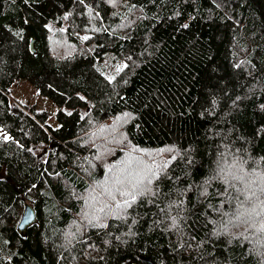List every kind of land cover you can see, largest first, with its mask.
I'll return each instance as SVG.
<instances>
[{"label":"trees","instance_id":"16d2710c","mask_svg":"<svg viewBox=\"0 0 264 264\" xmlns=\"http://www.w3.org/2000/svg\"><path fill=\"white\" fill-rule=\"evenodd\" d=\"M0 127V264H264V0H0Z\"/></svg>","mask_w":264,"mask_h":264},{"label":"rangeland","instance_id":"374dc122","mask_svg":"<svg viewBox=\"0 0 264 264\" xmlns=\"http://www.w3.org/2000/svg\"><path fill=\"white\" fill-rule=\"evenodd\" d=\"M14 96L16 99L20 100L22 103L36 104L37 109H44L47 111L55 112L56 105L55 103L43 96H41L37 91L34 85H32L28 80L22 79L20 85L16 89ZM8 133L0 127V136H7ZM133 163L131 157L129 158V164ZM132 167V165L130 166ZM248 213H245V217ZM252 218V216L250 215Z\"/></svg>","mask_w":264,"mask_h":264},{"label":"water","instance_id":"95a60500","mask_svg":"<svg viewBox=\"0 0 264 264\" xmlns=\"http://www.w3.org/2000/svg\"><path fill=\"white\" fill-rule=\"evenodd\" d=\"M30 48L35 51L34 38L31 39ZM37 221L36 210L31 202L25 203V209L22 213L21 220L18 224V230L22 234H26L28 227ZM130 264V263H128Z\"/></svg>","mask_w":264,"mask_h":264},{"label":"bare ground","instance_id":"6f19581e","mask_svg":"<svg viewBox=\"0 0 264 264\" xmlns=\"http://www.w3.org/2000/svg\"><path fill=\"white\" fill-rule=\"evenodd\" d=\"M231 22L232 21H230V24H231ZM227 25V24H226ZM229 25V24H228ZM232 31V30H231ZM234 31H236V30H234ZM228 32V31H227ZM233 32V31H232ZM231 33V32H230ZM234 33V32H233ZM16 34V33H15ZM226 34V33H225ZM235 35V34H234ZM19 38H21V36L19 37ZM47 40V39H46ZM54 40V39H53ZM229 41V40H228ZM233 41V40H232ZM48 42H51V40L49 41L48 40ZM48 42H46V43H48ZM53 42V41H52ZM234 42V41H233ZM229 43H230V41H229ZM230 44H232V42L230 43ZM44 45H45V43H44ZM50 45V44H49ZM236 45V44H235ZM42 46H43V44H42ZM56 47V46H55ZM47 48V47H46ZM50 48V47H49ZM230 48V47H229ZM48 49V48H47ZM54 49H56V48H54ZM49 51V50H48ZM49 54V53H48ZM9 73H11V72H9ZM14 73V72H13ZM10 75V74H9ZM6 80V79H5ZM35 130V129H34ZM39 132V131H38ZM43 137H44V135H43ZM31 138V137H30ZM39 140H40V138H39ZM174 148H176V147H174ZM178 150V149H177ZM60 152V151H59ZM96 152V151H95ZM178 153V152H177ZM176 152H175V154H177ZM180 153V152H179ZM58 154H60V153H58ZM56 156H57V154H55ZM179 155V154H178ZM79 157V156H78ZM175 157V156H174ZM34 158V157H33ZM64 158V157H63ZM93 158V157H92ZM173 158V157H172ZM58 159V158H57ZM65 159V158H64ZM63 159V160H64ZM92 160V159H91ZM33 162V161H32ZM92 162H95V161H92ZM38 163V162H37ZM31 165V164H30ZM37 165H39V164H37ZM92 167V166H91ZM95 168V167H94ZM49 170V169H48ZM93 172V171H92ZM158 172V171H157ZM45 174H47V173H45ZM42 175V174H41ZM49 176V175H48ZM55 176V175H54ZM164 176V175H163ZM260 176H261V174H260ZM156 177V176H155ZM43 178V177H42ZM47 178H49V177H47ZM53 178V177H52ZM51 178V179H52ZM145 179H147V178H145ZM152 179V178H151ZM47 180V179H46ZM106 180V179H105ZM144 180V179H143ZM262 180H264V179H262ZM43 181H45L44 180V178H43ZM146 181H148V183H149V180L147 179ZM151 182V181H150ZM261 182H263V181H261ZM28 191V190H27ZM26 200V199H25ZM16 201V200H15ZM20 201V200H19ZM17 204V203H16ZM13 209V208H12ZM10 223V222H9Z\"/></svg>","mask_w":264,"mask_h":264},{"label":"snow or ice","instance_id":"6c2138e0","mask_svg":"<svg viewBox=\"0 0 264 264\" xmlns=\"http://www.w3.org/2000/svg\"><path fill=\"white\" fill-rule=\"evenodd\" d=\"M184 27H187V25H184ZM84 39H88V37H84ZM8 137H6V139H7ZM149 183H150V181H149ZM150 191V190H149ZM121 195H132L131 193H125V192H121L120 193ZM113 199H115V196H113ZM135 199H136V197H135V195H132V201L134 202L135 201ZM121 205H120V203L118 202L117 203V208H119ZM124 206L125 207H130V202L128 201V200H125L124 201Z\"/></svg>","mask_w":264,"mask_h":264}]
</instances>
